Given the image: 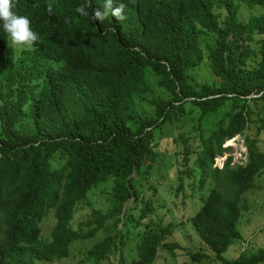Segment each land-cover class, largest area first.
Returning <instances> with one entry per match:
<instances>
[{"label":"trees","instance_id":"trees-1","mask_svg":"<svg viewBox=\"0 0 264 264\" xmlns=\"http://www.w3.org/2000/svg\"><path fill=\"white\" fill-rule=\"evenodd\" d=\"M82 3L17 0L14 11L40 37L19 54L0 22V264L59 262L73 243L99 231L105 236L82 262L108 264L114 256L112 264H152L158 248L180 249L162 243L168 225L137 177L157 162L155 131L183 128L186 116L197 122L196 135L172 140L182 143L174 153L183 166L175 195L202 204L188 221L213 261L264 264V249L233 261L222 256L240 241L243 196L264 171L257 147L264 130V0H123L127 18L103 22L76 13ZM91 4L102 8L103 0ZM243 8L260 13L244 21ZM204 36L213 39L207 61L218 81L198 84L192 74L203 61ZM153 86L166 94H149ZM238 135H246V163L231 165L229 157L213 167L224 142ZM107 183L111 208L93 210L88 231L72 229L76 208ZM50 215L47 237L41 225ZM149 215L155 220L127 249L133 228ZM190 259L210 260L204 252Z\"/></svg>","mask_w":264,"mask_h":264},{"label":"rangeland","instance_id":"rangeland-1","mask_svg":"<svg viewBox=\"0 0 264 264\" xmlns=\"http://www.w3.org/2000/svg\"><path fill=\"white\" fill-rule=\"evenodd\" d=\"M260 12L256 9L246 10L242 9L240 11V19L247 20L250 15H256ZM258 39V37H257ZM15 52L19 54L21 51L27 48L18 49L17 46L11 44ZM213 39L210 36H204L201 39V51L203 54V61L201 65L193 71V77L198 84L203 83H213L218 81L217 78L211 72L207 61V45H213ZM149 94H166L162 90L157 89L155 86L148 92ZM193 109L187 105V110ZM195 116L197 113L194 112ZM188 123H185L183 128H177L169 126L166 130L159 132L158 130L154 133L155 141L152 144L154 150L158 152V158L156 164L152 167L149 174L142 173L137 177V185L140 186L139 191L143 193L145 197H149L154 206V212L157 216H164V226L168 225V231L165 232L162 237V243H173L180 247L174 252L166 251L163 248L157 249V254L154 262L152 264H222L219 261H213V255L207 250V247L199 239L195 233L189 217H192L196 210L201 207L200 201L197 199H187L183 196L175 195V188L178 185L176 180L177 169L182 168L181 163L175 161L177 158L174 153H179L182 151V143L178 140L177 145L173 143V137L178 138L179 134L186 133L196 135L197 130L195 129L197 122L191 121L192 117L185 118ZM250 131L246 135H250ZM190 134H188L190 136ZM246 135H238L234 138L235 141L225 143L221 146L222 152L225 151L227 156L222 158L217 155L214 159V166L221 167L223 161L232 158L233 162L239 159L241 152H245L246 155ZM228 144V145H227ZM232 147V148H230ZM257 147L264 153V130H262L257 135ZM226 149V150H225ZM220 154V156H221ZM180 157V156H179ZM246 157H244L245 159ZM242 158V160H244ZM213 166V167H214ZM186 183L188 180L185 181ZM210 189V184L204 187L202 191V196L207 195ZM191 193L190 188L186 187L183 194L188 196ZM111 195L112 189L111 184L107 183L105 186H100L96 190H92L87 196V203L83 206L80 205L76 208L73 220L71 222V227L78 232L88 231V226L85 223L91 221L92 211L97 210L102 213L107 212L111 208ZM169 197V198H168ZM168 198V199H166ZM243 203L246 205L247 209H241V216L237 224L238 232L240 233V241L231 245L224 253L223 258L228 261H233L242 255L253 254L259 249H264V171L256 177L253 188L247 191L243 196ZM162 206V208H161ZM198 208V209H197ZM139 211H136L135 215ZM155 215H149L148 218L144 219L140 225L133 228V234L131 236V241L127 245V249L132 248L135 242L140 240L141 234L145 229V224H147L149 218L155 220ZM54 221L52 216L48 217L41 225L42 235L49 237L51 229L53 228ZM81 225V226H79ZM121 226L119 225L118 228ZM104 232L99 231L93 239L79 240L73 243L69 256L60 260L59 262H54L51 264H87L82 262L81 259L85 257L86 250L103 239ZM126 252L125 255L128 254ZM206 254L210 260H201L200 262H192L190 259V254L192 253H202ZM117 259V258H116ZM114 256L110 258L108 264H112L116 261ZM47 264V263H40Z\"/></svg>","mask_w":264,"mask_h":264},{"label":"clouds","instance_id":"clouds-1","mask_svg":"<svg viewBox=\"0 0 264 264\" xmlns=\"http://www.w3.org/2000/svg\"><path fill=\"white\" fill-rule=\"evenodd\" d=\"M16 3L17 0H0V22H2L3 30L8 34L11 44L17 46L18 49H34V46L39 42V34L32 29L31 21L27 16L20 15L16 11H14V9L16 8ZM91 5V0H85V3L78 5L75 11L82 17H90L92 21L99 22L105 21L109 16L115 17L118 21H123L127 18L123 0H120V2L115 6L114 0H103L102 8H92ZM48 11H52L51 6H49ZM112 31H114V29H112ZM228 141L229 140L224 142V144ZM224 153L226 152L224 151L221 156L219 155V157L222 158L224 156ZM244 154L245 152H241V156L239 157V159H236L233 162L231 161L230 164L244 165L247 158V155ZM244 157L246 158L244 159ZM242 158L244 160H242ZM225 161H223L220 168L214 166L216 164H213V166L221 169ZM238 162H241V164H238Z\"/></svg>","mask_w":264,"mask_h":264},{"label":"bare ground","instance_id":"bare-ground-1","mask_svg":"<svg viewBox=\"0 0 264 264\" xmlns=\"http://www.w3.org/2000/svg\"><path fill=\"white\" fill-rule=\"evenodd\" d=\"M231 141H235V140H234V139H232V140H229L227 143H229V145H230V142H231ZM227 145H228V144H227Z\"/></svg>","mask_w":264,"mask_h":264},{"label":"built area","instance_id":"built-area-1","mask_svg":"<svg viewBox=\"0 0 264 264\" xmlns=\"http://www.w3.org/2000/svg\"><path fill=\"white\" fill-rule=\"evenodd\" d=\"M224 156H226V153H224ZM238 164H241V162H238Z\"/></svg>","mask_w":264,"mask_h":264}]
</instances>
